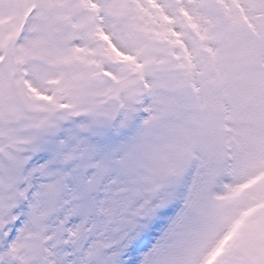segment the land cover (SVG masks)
Wrapping results in <instances>:
<instances>
[{
    "label": "snow or ice",
    "instance_id": "1",
    "mask_svg": "<svg viewBox=\"0 0 264 264\" xmlns=\"http://www.w3.org/2000/svg\"><path fill=\"white\" fill-rule=\"evenodd\" d=\"M0 264H264V0H0Z\"/></svg>",
    "mask_w": 264,
    "mask_h": 264
}]
</instances>
